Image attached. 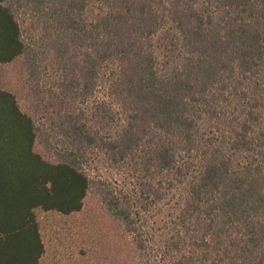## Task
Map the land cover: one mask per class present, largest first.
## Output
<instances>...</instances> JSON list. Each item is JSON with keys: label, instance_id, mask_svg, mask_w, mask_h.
<instances>
[{"label": "trees", "instance_id": "trees-1", "mask_svg": "<svg viewBox=\"0 0 264 264\" xmlns=\"http://www.w3.org/2000/svg\"><path fill=\"white\" fill-rule=\"evenodd\" d=\"M0 64V264L88 201L121 264H264V0H0Z\"/></svg>", "mask_w": 264, "mask_h": 264}, {"label": "rangeland", "instance_id": "rangeland-1", "mask_svg": "<svg viewBox=\"0 0 264 264\" xmlns=\"http://www.w3.org/2000/svg\"><path fill=\"white\" fill-rule=\"evenodd\" d=\"M0 88L15 92L21 100L23 79L14 64H0ZM96 208L88 201L83 210L70 215L37 210L45 245L40 264H121L115 244L108 241L113 233Z\"/></svg>", "mask_w": 264, "mask_h": 264}]
</instances>
